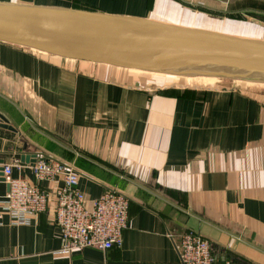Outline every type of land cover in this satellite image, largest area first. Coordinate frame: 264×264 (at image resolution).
<instances>
[{
	"label": "crops",
	"instance_id": "obj_1",
	"mask_svg": "<svg viewBox=\"0 0 264 264\" xmlns=\"http://www.w3.org/2000/svg\"><path fill=\"white\" fill-rule=\"evenodd\" d=\"M0 2L133 15L264 39V0ZM188 10L226 17L248 32L187 24ZM131 71L166 78L0 41V114L15 128L0 126V165L35 156L68 161L80 172L88 207L107 189L130 200L123 244L108 250L58 253L63 241L53 205L29 224H13L5 214L0 264H182L179 243L188 230L205 236L220 260L264 264L262 83L218 78L204 79L214 81L205 87ZM182 84L197 85L178 89ZM13 174L37 182L28 168ZM39 184L52 191L62 180ZM7 189L0 175V193Z\"/></svg>",
	"mask_w": 264,
	"mask_h": 264
},
{
	"label": "water",
	"instance_id": "obj_2",
	"mask_svg": "<svg viewBox=\"0 0 264 264\" xmlns=\"http://www.w3.org/2000/svg\"><path fill=\"white\" fill-rule=\"evenodd\" d=\"M0 41L127 69L264 84L263 38L140 16L0 2ZM0 126L15 130L2 114Z\"/></svg>",
	"mask_w": 264,
	"mask_h": 264
},
{
	"label": "built area",
	"instance_id": "obj_3",
	"mask_svg": "<svg viewBox=\"0 0 264 264\" xmlns=\"http://www.w3.org/2000/svg\"><path fill=\"white\" fill-rule=\"evenodd\" d=\"M14 168L19 171L30 169L37 182L22 175L15 176ZM3 177L8 189L6 193H0V225L5 214L10 216L13 224H29L33 217L47 212L53 205L54 220L63 241L58 253L122 246L129 221V198L121 191L107 189L88 207L86 195L79 188L80 172L73 163L36 157L34 162L4 164ZM58 179L62 184L52 191L39 184ZM179 252L182 264H234L228 259L220 260L211 242L193 230L182 234Z\"/></svg>",
	"mask_w": 264,
	"mask_h": 264
},
{
	"label": "rangeland",
	"instance_id": "obj_4",
	"mask_svg": "<svg viewBox=\"0 0 264 264\" xmlns=\"http://www.w3.org/2000/svg\"><path fill=\"white\" fill-rule=\"evenodd\" d=\"M206 11H203L202 13H196V12H191V10H188L185 13V18H183L184 22L187 24H195V25H202V26H206L209 28H214V29H218V30H223V31H232V32H237V33H244V32H248L244 29L248 28L245 25L242 26H234L232 25V21L231 19H224L226 17H221V16H216L213 14H210ZM237 20V19H236ZM238 22V20L236 21ZM130 73H133L134 76L137 77H147L150 79H154L158 82H165V81H176V83H201L204 85H198V86H205V87H210L212 86L211 83H214V81H205L204 79H198V78H181V77H169V76H165L164 77H160V76H156V75H151V74H141V73H137L134 71H131ZM168 78V80H167ZM173 84V83H172ZM205 84H210V85H205ZM218 84V83H217ZM219 84H224V82H221ZM190 85H197V84H182V85H178L179 88L178 89H186L185 86ZM237 85L239 87H242L241 85H243V83L237 82ZM245 85V84H244ZM176 86V84H173L171 87ZM262 89L264 90V84H262ZM170 87V88H171ZM261 88V87H259Z\"/></svg>",
	"mask_w": 264,
	"mask_h": 264
},
{
	"label": "bare ground",
	"instance_id": "obj_5",
	"mask_svg": "<svg viewBox=\"0 0 264 264\" xmlns=\"http://www.w3.org/2000/svg\"><path fill=\"white\" fill-rule=\"evenodd\" d=\"M36 52H39L40 51H37L35 50ZM44 53V52H42ZM59 57V56H58ZM74 60V59H73ZM131 70H135V71H141V70H137V69H131ZM156 74V73H155ZM158 75H164V76H169V77H181V78H198V79H218V78H212V77H183V76H173V75H167V74H158ZM245 83V82H244Z\"/></svg>",
	"mask_w": 264,
	"mask_h": 264
},
{
	"label": "trees",
	"instance_id": "obj_6",
	"mask_svg": "<svg viewBox=\"0 0 264 264\" xmlns=\"http://www.w3.org/2000/svg\"><path fill=\"white\" fill-rule=\"evenodd\" d=\"M7 43V42H6ZM9 44H11V43H9ZM13 45H16V44H13ZM17 46H20V45H17ZM20 47H23V46H20ZM23 48H26V47H23ZM64 161V160H63ZM67 163H71V162H68V161H66ZM82 165V164H81ZM234 264H243V263H240V261H237V260H233L232 261Z\"/></svg>",
	"mask_w": 264,
	"mask_h": 264
}]
</instances>
